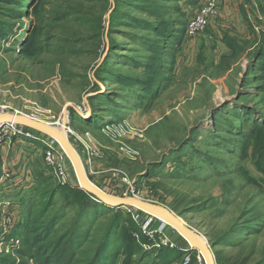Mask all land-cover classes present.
Here are the masks:
<instances>
[{
	"label": "rangeland",
	"instance_id": "obj_1",
	"mask_svg": "<svg viewBox=\"0 0 264 264\" xmlns=\"http://www.w3.org/2000/svg\"><path fill=\"white\" fill-rule=\"evenodd\" d=\"M205 1L25 0V9L19 7L25 16L10 20L0 14V108L48 124L66 123V137L88 164L90 182L116 198L159 204L210 243L221 229L243 223L235 217L244 209H251L248 216L264 215V162L252 158L250 146L243 152L250 143L240 131L247 133L251 124L229 120L223 111L212 113L226 100L229 110L236 109L233 96L240 84L243 103L261 94L243 79L247 59L233 75L229 71L222 77L226 59L214 64L204 49L194 53L190 48L186 28ZM36 8L54 24L43 27V33L55 37L54 47L62 50L24 57L18 50L22 42L46 22L32 13ZM67 15V22L58 19ZM78 15L100 22V35L92 24H79ZM146 22L171 28L162 36ZM21 124L16 122L0 139L2 264H38L17 252L22 247L18 235L26 227L36 235L59 220L67 222V212L76 209L68 190L80 188L61 140ZM95 145L99 154H93ZM122 208L156 249L130 245L128 257L161 264L157 251L167 247L168 259L183 249L182 264H210L165 217ZM258 242H264V229Z\"/></svg>",
	"mask_w": 264,
	"mask_h": 264
},
{
	"label": "trees",
	"instance_id": "obj_2",
	"mask_svg": "<svg viewBox=\"0 0 264 264\" xmlns=\"http://www.w3.org/2000/svg\"><path fill=\"white\" fill-rule=\"evenodd\" d=\"M24 1L25 0H0L4 6H0V14H2L3 17H8L10 20L25 16L27 11L24 10L26 6ZM258 3L259 2L255 0V4L259 9L260 4ZM251 4H253V2ZM12 5H16V7H12ZM21 6L24 7V9H20L19 7ZM254 10L255 8L246 11L247 18L250 21V29L253 32L255 31L254 23H262L258 17V20H255V22L250 17L249 12L253 14ZM32 13L41 21L44 19L46 22L30 32L31 35L22 42L18 49L19 53L24 57L36 58L44 56L51 50L54 51L55 48L62 50L61 46L54 47L55 44L53 40H55V37H50L49 34L45 35V33H43V27H54V24L49 22L48 18L40 17L37 14V8L32 10ZM77 14H80V12ZM69 17L70 16L67 15L58 17V19L67 22L66 19H69ZM77 18L79 24H92L93 30L100 35V33H98V30L101 28L100 22L83 18L80 15H78ZM149 23L150 22H146V24ZM149 27H152V25L150 26L149 24ZM170 28L169 26L168 31ZM152 29L162 36H165L166 32H168L162 27L159 29L152 27ZM175 39L181 41V37L176 36ZM258 40L260 44L258 43L257 48L247 53L249 61L247 62L246 69L244 70L242 68V70L244 81H246V79L251 80L252 82L247 84L259 88L257 93L261 94L260 99L243 103L245 95L242 87L244 84H240L236 93L238 95L235 101L236 105H234L236 109L229 110L230 101L226 100L218 107H215L212 113L223 111L225 117L229 120L240 118L251 124L247 133L240 131L244 135L245 140L250 143V145L243 149V152L251 147L253 149L252 158H255L257 163H263L264 32H262L261 38H258ZM231 50V55H225V57L222 58L227 60L226 63H223L224 65L227 64V66H229L233 63L230 62L231 60H234V62L238 60L241 57L243 48L234 44ZM68 51L74 52L72 49ZM39 62L55 66V61H51V59L48 61L46 59H41ZM212 64L213 62L210 61L207 67ZM214 64L217 63L214 62ZM224 68V71H226L227 69L225 66ZM120 83L124 85L130 84L129 81H120ZM257 115L260 116L257 117ZM68 191L70 199L72 200V203H70L72 204L71 207L76 208L70 209L65 215H69L71 218L67 222L59 220L56 225L52 227H43L36 235H34L33 229H28V227H26L31 223V219H27L23 225V227H26L24 233L18 235V239L22 246L21 249L17 250L18 253L24 256L29 255L30 258L37 261L38 264H140L139 261H136L131 256L128 257L126 249H128L130 245L137 249H143L145 246L151 247V249L147 251L156 250L152 247L153 241L142 233L141 228L138 227L131 213L125 214L122 207L110 206L93 198L95 196L84 188L69 189ZM64 202H68V198ZM251 212V209H244L241 213L239 212L235 217V221H244L243 223L223 228L214 237L210 238L217 264H264V242H258V236L264 229V215L254 214L248 216ZM51 221H55V219H51L47 226H50ZM235 226L239 227L234 230ZM95 228H97V230ZM134 233L136 235H134ZM15 237H17L16 234H13V238ZM169 251L170 249L167 247H162V249L157 251L158 258L162 261L161 264L183 263V255L185 252L183 249H179L176 255L172 256L170 259H168ZM123 255H125V258L122 259L121 257ZM192 259L191 262H194L195 258L193 257ZM0 264H2L1 261Z\"/></svg>",
	"mask_w": 264,
	"mask_h": 264
},
{
	"label": "crops",
	"instance_id": "obj_3",
	"mask_svg": "<svg viewBox=\"0 0 264 264\" xmlns=\"http://www.w3.org/2000/svg\"><path fill=\"white\" fill-rule=\"evenodd\" d=\"M257 1L259 2L258 4H260L259 9L254 0H216L217 12L211 17V22L206 32L204 34H199L201 35L200 37L197 35L189 39L191 41V44L189 42V46L193 49L194 53L196 49H198L199 52L201 49H204L207 54H209L208 57L215 63L220 61L225 55H231V47L234 44L243 48L241 57L238 60L235 62L232 60L233 63L229 66L225 64L227 70L222 77L229 76V71H231V75H233L232 72L235 70L234 68L236 66L241 65L246 59L247 62L249 61L247 53L257 48V44L259 43L258 38H261V34L264 32L262 29L264 25L255 22V20L257 21L258 17L259 20L264 23V0ZM252 2L254 3L251 4ZM201 4L202 2L200 6ZM252 7L255 8V10L253 14L249 12V15L252 19L254 16L256 18L253 19L255 22L254 32L250 29V21L246 13L247 10L253 9ZM258 12L262 18H260ZM247 62L244 63L245 65L242 64L245 66L244 70L246 69ZM98 164L102 163L98 162Z\"/></svg>",
	"mask_w": 264,
	"mask_h": 264
},
{
	"label": "water",
	"instance_id": "obj_4",
	"mask_svg": "<svg viewBox=\"0 0 264 264\" xmlns=\"http://www.w3.org/2000/svg\"><path fill=\"white\" fill-rule=\"evenodd\" d=\"M237 96L238 95H234L233 97L236 98ZM6 117L7 116H5L4 114H1L0 115V121H4V119ZM16 118H20L17 121L18 123L27 124V125L35 128V129H37L43 133H46L50 136H53V137L59 136V132L56 129L57 126L63 125L64 130H65V127H67L66 123L56 122V124H48V123H45L43 121H40V120H37L34 118L28 119V118H25L19 114H14V115L11 114V117H10L11 121L16 122ZM65 133H66V131H65ZM70 143H69V145H70ZM73 149L77 153V151L74 147H73ZM70 151H71V154H73V157L77 163V168L79 169V171H81L82 183L80 182V187L84 188L89 193L94 195L95 197H93V198L100 200L101 202H104L110 206H116V207L134 206V207L143 209L145 211H148L150 213L152 212V214L159 215L161 217H165L166 219H168V221H170L169 223H173L174 225L179 224V222L176 219L177 217H175L171 212H169L167 209L163 208L159 204L141 201V200H138L134 197L116 198L113 195L106 193L103 189H101L98 186L97 187L88 186L85 183L86 179L89 178V176H88V173H89L88 164L86 162L82 161V167L83 168L80 169V163L78 161V158H77L75 152L74 151L72 152V150H70ZM180 225H181L182 232L190 237V239L197 245V248L199 249V251H201L203 253V255H205L211 259V264H217L215 252L213 250V246L208 242L206 237L201 235L200 233L194 231L193 229H191L189 226H187V224H180Z\"/></svg>",
	"mask_w": 264,
	"mask_h": 264
},
{
	"label": "built area",
	"instance_id": "obj_5",
	"mask_svg": "<svg viewBox=\"0 0 264 264\" xmlns=\"http://www.w3.org/2000/svg\"><path fill=\"white\" fill-rule=\"evenodd\" d=\"M216 12H217L216 0H206L204 2V4L201 5V7L199 8V10L195 14V16L189 21L187 28H186L187 36H189V38H194L197 35L201 34V32H203L209 26V24L211 22V17ZM258 15L260 16L259 12H258ZM260 18H262V17L260 16ZM1 114H5L3 107L0 108V115ZM15 123L16 122H13V121H0V139H1L2 133L4 131L8 132L11 127H14ZM24 133H25V131H24ZM25 134H27V136H31L32 132H26ZM44 135H46V134H44ZM51 137H53V136H51ZM51 137H49V139ZM53 138H55V137H53ZM46 141H47V139H46ZM50 152L53 153L52 151H50ZM50 152L47 154L48 159H49L50 163H53L54 162L53 161V159H54L53 155L54 154L52 155ZM93 152H94L93 154H96V153L99 154L100 153L99 147L95 145Z\"/></svg>",
	"mask_w": 264,
	"mask_h": 264
},
{
	"label": "bare ground",
	"instance_id": "obj_6",
	"mask_svg": "<svg viewBox=\"0 0 264 264\" xmlns=\"http://www.w3.org/2000/svg\"><path fill=\"white\" fill-rule=\"evenodd\" d=\"M5 116H7L5 119H4V121H11L10 120V117H11V114H9V113H5L4 114ZM9 115V116H8ZM14 115V114H13ZM23 117H25V118H30V117H28V116H24V115H22ZM20 118H16V122L19 120ZM57 129V131L59 132V136H56L55 138H56V140L57 139H60L61 140V142H59V144H60V146L65 150V152H66V154H67V156H68V158L70 159V161L72 162V164H73V166L75 167V170H76V173H77V176H78V179H79V183L81 182L82 183V181H81V171H79V169L77 168V163H76V161H75V159H74V157H73V154H71V151L70 150H72V152L74 151L75 152V150L73 149V145H72V143H70V141L68 140V138L66 137V133H65V131L66 130H64V128H63V125L62 126H60V127H57L56 128ZM70 143V145H69V143ZM70 146V147H69ZM75 154H76V156H77V158H78V161H79V163H80V169H82L83 167H82V159H81V157H80V155H78L76 152H75ZM89 179L90 178H87L86 179V181H85V183L88 185V186H90V187H97L95 184H93L92 182H90L89 181ZM166 219V218H165ZM177 219V221L179 222V224L177 225V224H175V226H177V227H179V229H180V231H181V233L182 234H184L185 236H187L185 233H183L182 232V230H181V225L180 224H183V222L181 221V220H179L178 218H176ZM168 220V219H167ZM170 222V221H169ZM187 238L190 240V242H191V244L194 246V247H196L197 248V245L190 239V237L189 236H187ZM201 252V251H200ZM202 253V252H201ZM203 254V253H202ZM205 256V255H204ZM205 257H207V256H205ZM208 258V260H209V262H210V264H211V259L209 258V257H207Z\"/></svg>",
	"mask_w": 264,
	"mask_h": 264
}]
</instances>
